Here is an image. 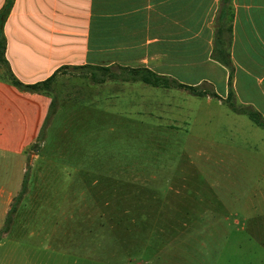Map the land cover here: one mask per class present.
Segmentation results:
<instances>
[{
  "label": "rangeland",
  "instance_id": "374dc122",
  "mask_svg": "<svg viewBox=\"0 0 264 264\" xmlns=\"http://www.w3.org/2000/svg\"><path fill=\"white\" fill-rule=\"evenodd\" d=\"M208 78L199 85L217 97L58 72L44 140L26 150L25 191L6 203L0 264H264V130L222 102L218 74ZM59 165L110 175L97 186L112 196L83 176L50 183ZM24 171L0 156V228Z\"/></svg>",
  "mask_w": 264,
  "mask_h": 264
},
{
  "label": "crops",
  "instance_id": "0c3cea01",
  "mask_svg": "<svg viewBox=\"0 0 264 264\" xmlns=\"http://www.w3.org/2000/svg\"><path fill=\"white\" fill-rule=\"evenodd\" d=\"M3 33L4 58L23 83L61 66L117 64L188 85L218 74L222 90L212 88L224 98L231 74L240 106L264 119V0H13ZM225 59L230 69L218 62ZM49 105V96L0 80V156L22 171ZM21 181L5 196L4 215Z\"/></svg>",
  "mask_w": 264,
  "mask_h": 264
},
{
  "label": "trees",
  "instance_id": "16d2710c",
  "mask_svg": "<svg viewBox=\"0 0 264 264\" xmlns=\"http://www.w3.org/2000/svg\"><path fill=\"white\" fill-rule=\"evenodd\" d=\"M13 0H4V3L2 7L0 8V68L2 69V74L0 75V80H4L8 82L9 84L13 85L16 87L18 90L21 91H26L30 93H39V94H44L50 97V105L48 109V113L44 119V123L42 124V128L40 132L38 133L37 138L33 142V144L30 146L31 150H33L36 154L39 151V146L40 143L44 140L43 133H45V129L47 128V122L51 116V114L54 111V96L51 94L52 92V82L57 75L58 72H60L62 69L68 68V66H61L57 68L50 76L47 78L37 81L34 83H23L19 81L12 71L10 70L8 63L6 59L4 58V49H5V37L3 33V25H4V20L6 16L8 15V12L11 8ZM221 64L226 66L227 68H230V61L228 59L225 60H218ZM72 70H83L85 74H87L89 80H91L93 83H103L107 80H112V81H120V82H140L144 85H148L151 87L155 88H178L186 91L187 93L198 96V97H203L206 95L212 96V97H217L218 95L214 91H208L202 88V84L199 85H188L181 83L174 79L173 77L167 76V75H162V74H157L156 72L150 70L149 68L146 67H128V66H120L117 64H110V65H79V66H71L70 67ZM231 79L232 75H229V78H227V92L225 98L222 99V102L225 103V105L234 113H238L240 115H246L247 118L254 123L255 125L261 127L264 130V119L261 117L260 113L254 110L251 107H240L236 105L234 92L231 87ZM46 138H48L46 136ZM50 141V140H49ZM64 160V156L61 157L59 163H61ZM57 171H55L56 178L51 179L50 183L53 182V180H58L61 178L63 183V186H71L72 184L75 183L77 180V184L80 185L81 183V176L82 178V186L87 185V188H92V193L96 192L101 194L100 196H103V194H106L107 196H112V186H104L103 188H100V185L97 186V183L99 180L103 179L105 181H109L110 175L108 176H103L101 173H96L94 172L95 170H85L83 167L80 168L81 174H79L77 177L72 171H68L67 167H64V169L59 167H56ZM108 169V168H107ZM109 170V169H108ZM28 168H25V171L23 173L20 189L17 192V194L14 196V198H18V196L25 191V185L26 182L28 183ZM110 171V170H109ZM87 172V174H85ZM99 178V179H98ZM108 178V179H107ZM112 179V177L110 178ZM79 180V181H78ZM112 181V180H111ZM49 182H46L43 184L42 187H47L50 189V184ZM31 187V186H30ZM33 187H31L32 189ZM80 190V189H79ZM116 192L118 193L120 190L115 189ZM43 192L40 193L42 195ZM84 192L82 191L81 196H83ZM38 195V194H37ZM104 195L105 200L110 197H106ZM73 197H74V192H73ZM75 199V198H74ZM15 204L11 203L10 208L7 210V213L5 215L4 219V224L0 228V240L3 238V235L6 234L8 235V214L11 211H14L15 209ZM101 216V215H100ZM99 226H102L101 223L105 224V220L102 217L101 221L96 220ZM6 222V223H5Z\"/></svg>",
  "mask_w": 264,
  "mask_h": 264
}]
</instances>
